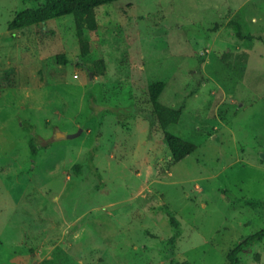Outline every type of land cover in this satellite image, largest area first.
Wrapping results in <instances>:
<instances>
[{
    "label": "rangeland",
    "instance_id": "obj_1",
    "mask_svg": "<svg viewBox=\"0 0 264 264\" xmlns=\"http://www.w3.org/2000/svg\"><path fill=\"white\" fill-rule=\"evenodd\" d=\"M44 3L0 0V264H172L168 211L181 223L173 257L226 264L264 228V205L246 203L264 199V0L101 5L87 35L104 49L102 75L76 65L72 14L9 29ZM233 21L256 39L241 40ZM156 80L163 103L185 108L169 131L198 146L178 163L151 116ZM133 104L140 114L113 112ZM33 136L47 145L35 159ZM240 258L264 264V240Z\"/></svg>",
    "mask_w": 264,
    "mask_h": 264
},
{
    "label": "trees",
    "instance_id": "obj_2",
    "mask_svg": "<svg viewBox=\"0 0 264 264\" xmlns=\"http://www.w3.org/2000/svg\"><path fill=\"white\" fill-rule=\"evenodd\" d=\"M118 0H45V3L39 7H30L18 11L15 17L9 23V29L15 31L31 25H39L46 23L47 21L63 17L66 15H74L76 23L77 36L80 43V56L76 62L78 67L88 68L94 75L105 74L107 64L105 60V53L102 44L97 38H90L87 33L95 32L98 30V18L97 8L104 4L116 2ZM236 27V34L241 40L253 41L256 38L254 35L245 34L242 30L241 24L233 21ZM233 53L229 50L220 53L221 59L224 64L229 68H232L233 64L230 59ZM242 57L246 60L248 53H244ZM93 59L89 62V59ZM58 60L61 64H68V59L65 55H58ZM167 83L163 80H156L149 84L148 87V104L150 106V112L153 119L160 125L164 134L166 143L172 153L173 161L178 163L195 152L198 148L197 144L191 140L185 139L169 131L171 125L177 124L184 113V105L179 107L173 104H165L161 101V96L166 89ZM133 109L114 110L113 112L119 116V118L132 117L140 114L138 105L133 104ZM34 128V125H32ZM30 148L32 152V158L35 159L38 156L39 149L46 148L47 145H39L36 136H33L30 141ZM90 170L97 175L102 181L103 177L98 168L93 163V153L87 159ZM92 164V166L89 165ZM84 163H76L73 167L74 173L81 175L84 170ZM102 184L99 185L101 188ZM227 200L231 201V197L227 196ZM246 203L251 206H263L264 199L246 200ZM170 222L174 228V233L170 237V253L167 255L172 264H190L188 261H180L173 257V248L176 241L181 235L180 221L178 217L168 211ZM264 240V228L256 233L248 235L242 240L227 256L226 264H242L240 254L248 248L254 242H260Z\"/></svg>",
    "mask_w": 264,
    "mask_h": 264
},
{
    "label": "water",
    "instance_id": "obj_3",
    "mask_svg": "<svg viewBox=\"0 0 264 264\" xmlns=\"http://www.w3.org/2000/svg\"><path fill=\"white\" fill-rule=\"evenodd\" d=\"M79 133H80L79 131L76 132V133H69V134H67L66 136H68L69 138H75L76 136L79 135ZM58 134H61L62 136H65L64 133H60V132H58Z\"/></svg>",
    "mask_w": 264,
    "mask_h": 264
}]
</instances>
